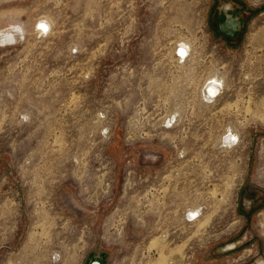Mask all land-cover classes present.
Returning a JSON list of instances; mask_svg holds the SVG:
<instances>
[{
  "label": "rangeland",
  "instance_id": "1",
  "mask_svg": "<svg viewBox=\"0 0 264 264\" xmlns=\"http://www.w3.org/2000/svg\"><path fill=\"white\" fill-rule=\"evenodd\" d=\"M92 261L264 264V0H0V264Z\"/></svg>",
  "mask_w": 264,
  "mask_h": 264
},
{
  "label": "built area",
  "instance_id": "2",
  "mask_svg": "<svg viewBox=\"0 0 264 264\" xmlns=\"http://www.w3.org/2000/svg\"><path fill=\"white\" fill-rule=\"evenodd\" d=\"M185 52H186V50L183 53H181L180 52V47L177 48V50H176V57L179 60L183 61L186 58V56H187V54ZM208 83H210V82H208ZM212 85H214L216 87L215 88V91L213 92L214 96H211L212 93L209 91V88H208L209 86H207V87H205L203 89L202 96L206 100L213 99L216 96H218L219 93H220V91H219L220 84H218V83H212ZM187 215H188L187 216V221H192V220L196 219L199 216V214L196 213V212L195 213H192L191 212V213H188Z\"/></svg>",
  "mask_w": 264,
  "mask_h": 264
},
{
  "label": "bare ground",
  "instance_id": "3",
  "mask_svg": "<svg viewBox=\"0 0 264 264\" xmlns=\"http://www.w3.org/2000/svg\"><path fill=\"white\" fill-rule=\"evenodd\" d=\"M40 22V24L42 25V26H46L47 25V23L45 22V21H43V20H40L39 21ZM178 46H180V52L181 53H183L185 50H186V43L185 42H182V43H180ZM177 48V47H176ZM176 50V49H175ZM209 80H211V82L210 83H208L207 85H206V87L207 86H209L208 88H209V91L212 93V95L211 96H214V94H213V92L215 91V86L214 85H212V83H218V82H220V78L219 77H217V76H215V75H212V76H210V79ZM207 82H209V81H207ZM221 82H222V80H221ZM219 84V83H218ZM204 88V87H203ZM220 91V90H219ZM213 100V99H212ZM228 136H235V134H233V133H230V134H228ZM94 264H97V263H94Z\"/></svg>",
  "mask_w": 264,
  "mask_h": 264
},
{
  "label": "water",
  "instance_id": "4",
  "mask_svg": "<svg viewBox=\"0 0 264 264\" xmlns=\"http://www.w3.org/2000/svg\"><path fill=\"white\" fill-rule=\"evenodd\" d=\"M94 263L100 264L99 261H92V262H91V264H94Z\"/></svg>",
  "mask_w": 264,
  "mask_h": 264
}]
</instances>
